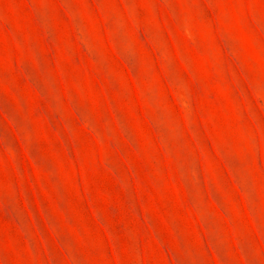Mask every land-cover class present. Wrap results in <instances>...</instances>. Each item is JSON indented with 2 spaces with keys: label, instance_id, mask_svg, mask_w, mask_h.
I'll use <instances>...</instances> for the list:
<instances>
[{
  "label": "rangeland",
  "instance_id": "rangeland-1",
  "mask_svg": "<svg viewBox=\"0 0 264 264\" xmlns=\"http://www.w3.org/2000/svg\"><path fill=\"white\" fill-rule=\"evenodd\" d=\"M0 264H264V0H0Z\"/></svg>",
  "mask_w": 264,
  "mask_h": 264
}]
</instances>
